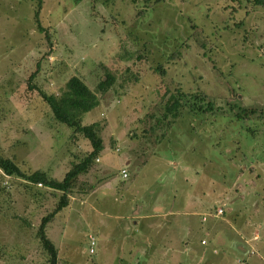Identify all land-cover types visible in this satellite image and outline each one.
<instances>
[{"label":"rangeland","instance_id":"obj_1","mask_svg":"<svg viewBox=\"0 0 264 264\" xmlns=\"http://www.w3.org/2000/svg\"><path fill=\"white\" fill-rule=\"evenodd\" d=\"M105 1L41 0L49 44L35 30L33 0H0L3 157L61 180L90 151L25 93L37 64L47 94L77 76L99 98L81 118L103 125V150L81 177L90 190L45 227L58 264H264V8L245 0ZM107 73L114 84L97 93ZM164 89L200 92L216 111L184 112L150 143L141 122ZM241 109L257 113L239 119ZM58 198L0 172V264H45L36 230ZM217 209L222 216L207 218ZM214 228L236 231L251 253L217 244Z\"/></svg>","mask_w":264,"mask_h":264},{"label":"trees","instance_id":"obj_2","mask_svg":"<svg viewBox=\"0 0 264 264\" xmlns=\"http://www.w3.org/2000/svg\"><path fill=\"white\" fill-rule=\"evenodd\" d=\"M154 3L161 0H147ZM253 7L264 8V0H245ZM35 4L34 20L35 30L43 34L46 42L50 44L48 28L39 23V11L41 9V0H33ZM105 2H108L106 0ZM177 54V53H176ZM173 58L172 55L169 57ZM161 65H158L160 67ZM155 71L164 74L162 68H156ZM39 72V65L26 78V94H33L41 100L45 108L50 113L53 121L71 130L73 136L81 135L90 146V151L75 157L71 162L70 168L64 173L61 180L51 177L46 171L37 169L31 172L22 171L18 165L11 159L5 158L0 153V172L9 178H13L25 183H32L48 191L58 193L59 198L55 208L48 215L44 216L36 230V237L40 247L46 256L45 264H58V253L53 243L45 235V227L55 215L63 210L69 204L70 199L77 194L84 196L89 192L90 187L81 181V177L88 174L97 162L99 153L103 150L102 130L103 125L95 122L91 124H82V115L91 111L99 104V98L96 92L90 90L88 86L77 76H72L64 83L63 88L57 93L47 94L36 81ZM114 84V78L111 74H105L97 84V93L105 94ZM215 107L200 92L187 93L175 89L169 91L164 89L159 92V100L154 103L150 111L142 119V132L140 137L146 138L150 143L154 140L159 142L163 139V134H156L158 130H168L174 125L176 120L184 112L194 114H207L214 112ZM254 109H241L237 118L248 119L256 114ZM236 117V115H235ZM123 171V170H122ZM125 172V171H124ZM122 177V176H121ZM127 178V174H126ZM85 188V189H84ZM93 188V187H92ZM91 188V190H92ZM215 214V211H214ZM213 214V215H214ZM90 245V240H89ZM92 246H90V249ZM93 253V252H92Z\"/></svg>","mask_w":264,"mask_h":264},{"label":"crops","instance_id":"obj_3","mask_svg":"<svg viewBox=\"0 0 264 264\" xmlns=\"http://www.w3.org/2000/svg\"><path fill=\"white\" fill-rule=\"evenodd\" d=\"M222 214H223V212H222ZM222 214L221 215H217V216H213V215H207V218H209V217H213V218H215V219H217L218 217H220V216H222ZM236 214V213H235ZM234 215V214H233ZM203 217V216H202ZM207 218H205V220L204 221H202V218H201V222L203 223H205V222H207L208 221V219ZM235 220H236V217L235 216H232V218H231V221L232 222H234L235 223ZM231 222V223H232ZM212 225V224H211ZM210 225V226H211ZM214 225V224H213ZM209 226V227H210ZM209 227H207V228H209ZM215 229V228H214ZM229 229H230V227H229ZM214 231V233L216 234V236L214 237L215 238V241H216V243L217 244H222V243H226L227 245H229L231 248H233L234 250H238V251H240V252H243L245 255H247V254H250L248 251H249V247L247 246V244H249L250 243V241H248V243H246L245 241L242 243V241H238V242H236V231H234V230H232L231 231V233H227V234H225V232H223V231H221L220 233L218 232V230L217 229H215V230H213ZM230 232V231H229ZM239 235V234H238ZM237 235V236H238ZM246 239V238H245ZM253 239H255V240H257L258 238L256 237H254ZM214 241V242H215ZM201 245L202 246H205L207 243L205 242V241H201ZM236 243H238L237 245H236ZM239 245V246H238ZM239 247V248H238Z\"/></svg>","mask_w":264,"mask_h":264},{"label":"built area","instance_id":"obj_4","mask_svg":"<svg viewBox=\"0 0 264 264\" xmlns=\"http://www.w3.org/2000/svg\"><path fill=\"white\" fill-rule=\"evenodd\" d=\"M121 176H122V178H126V173L124 171H121ZM221 214H222V211L217 209L214 215L217 216V215H221ZM204 220H205V217L202 218V221H204ZM93 245H94V241H93V239H90V246H93ZM92 252H93V250L90 249L89 253L91 254Z\"/></svg>","mask_w":264,"mask_h":264}]
</instances>
